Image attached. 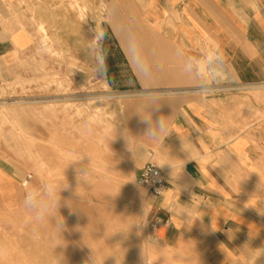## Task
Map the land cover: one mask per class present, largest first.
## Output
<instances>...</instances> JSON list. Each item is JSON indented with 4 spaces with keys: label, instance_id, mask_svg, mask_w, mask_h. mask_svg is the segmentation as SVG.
I'll list each match as a JSON object with an SVG mask.
<instances>
[{
    "label": "crops",
    "instance_id": "obj_1",
    "mask_svg": "<svg viewBox=\"0 0 264 264\" xmlns=\"http://www.w3.org/2000/svg\"><path fill=\"white\" fill-rule=\"evenodd\" d=\"M79 1L100 9L106 86L166 93L129 102L128 109L129 118L152 110L158 120L157 139L136 146L133 176L137 181L149 161L164 171L163 194L147 191L145 203L154 217L170 220L165 241L180 251L193 247L205 264L256 255L264 249V0ZM27 3L0 0V91L22 75L20 63L34 49ZM213 61L227 69L231 83L201 74L200 64ZM14 165L0 154L4 196L17 181Z\"/></svg>",
    "mask_w": 264,
    "mask_h": 264
},
{
    "label": "rangeland",
    "instance_id": "obj_2",
    "mask_svg": "<svg viewBox=\"0 0 264 264\" xmlns=\"http://www.w3.org/2000/svg\"><path fill=\"white\" fill-rule=\"evenodd\" d=\"M45 1L41 6V0H28L24 19L31 25L34 49L20 63L25 73L0 91V154L15 164L17 176L7 196L0 192V264H121L115 259L117 237L109 238L106 229L117 227L112 216H121L125 207L119 203L123 197L116 183L141 206L138 226L145 264H205L193 247H171L165 228L152 227L155 217L143 205L147 189L133 176L136 146L155 140L150 132L158 135V120L152 110L142 111L139 119L129 118L128 103L166 93L111 91L99 63V7L80 5L79 0H63L62 6ZM215 78L231 83L222 76L209 77ZM90 171L91 184L83 179ZM48 181L60 186L56 208H26V194L36 191L37 198H44ZM102 181L108 192L98 197L93 186ZM58 220L63 223L59 232ZM103 234L109 239L100 240ZM158 239L162 246L155 244ZM263 260L264 249L258 248L256 255L243 256L235 264Z\"/></svg>",
    "mask_w": 264,
    "mask_h": 264
},
{
    "label": "bare ground",
    "instance_id": "obj_3",
    "mask_svg": "<svg viewBox=\"0 0 264 264\" xmlns=\"http://www.w3.org/2000/svg\"><path fill=\"white\" fill-rule=\"evenodd\" d=\"M43 25V24H42ZM42 30L44 29L46 31L45 26H41ZM46 36L48 37V34L46 33ZM102 57V56H101ZM101 57L99 54V63L100 65L102 64L101 62ZM104 67V66H103ZM212 71L214 72V76H222L223 79H227V78H232L230 73L227 71V69L219 62H211L209 64V66ZM80 70V69H79ZM87 73V72H86ZM240 89H246V87L244 88H240ZM236 90H239L236 88ZM249 97V96H248ZM102 99V98H101ZM247 100V99H246ZM44 101V100H43ZM94 101V100H93ZM247 106H252V104H250L251 102L247 100ZM130 105V103H129ZM128 105V109L130 108V106ZM253 107V106H252ZM124 118V117H123ZM120 125V124H119ZM125 127V126H124ZM126 131V129H125ZM117 147V146H116ZM103 151V150H102ZM98 152V151H97ZM66 156V155H65ZM102 156V154H101ZM100 156V157H101ZM104 157V155H103ZM111 157V156H110ZM99 158V157H98ZM105 159V158H104ZM112 159V160H111ZM110 161L115 162L118 165H121L122 163L120 161H118V159L114 160V158H110ZM109 168V167H108ZM89 169V168H88ZM110 171V170H109ZM85 175V174H84ZM106 177V176H105ZM98 179V178H97ZM92 180V179H91ZM85 181V180H84ZM92 183V181H91ZM89 182V184H91ZM88 184V185H89ZM93 186V185H92ZM93 193L98 196V197H102L104 195V192H108L107 190V185L106 183L100 182L99 184H95V186H93ZM117 191L122 193V197H123V201L119 202L120 204H124L123 206H125L122 211L120 213L121 216L115 214V216H112V220L115 219L116 223H117V227L114 228H110V227H106V229L108 228V230L110 231V237H112L113 234L116 235L117 240H118V247L116 249L117 251V255L118 257H116V261H120L121 264H145L144 263V258L146 255V248H145V244L140 232V228L138 226V222H139V218H140V214H141V206L138 205V203L129 195V193L127 192V190H125L124 188L122 189V187L120 186L119 183H116L115 185ZM114 187V188H115ZM130 187V186H129ZM119 194V193H118ZM118 196V195H117ZM144 208H146V203L144 201ZM27 218V217H26ZM32 220V219H31ZM25 223V222H24ZM30 223V222H29ZM28 223V224H29ZM33 223V222H32ZM28 226V225H27ZM22 227V226H21ZM21 227H16V229H21ZM17 229V230H18ZM29 230V229H28ZM20 231V230H19ZM24 231V230H23ZM28 232V231H27ZM30 232V230H29ZM31 234V233H30ZM107 235V233H106ZM3 236V235H2ZM20 236V235H19ZM109 236V235H108ZM107 236V237H108ZM6 237V236H5ZM33 237V236H32ZM38 237V236H37ZM104 236V234L100 237V240H107L109 238H107ZM24 238V237H23ZM22 238V239H23ZM35 239V238H34ZM11 241V240H8ZM24 241V240H23ZM4 243V242H3ZM149 243V242H148ZM155 244L162 246L163 240L158 239L157 242H155ZM5 245V244H4ZM150 246V245H149ZM47 249V248H46ZM49 249V248H48ZM153 249V248H152ZM22 250V249H21ZM18 252V251H17ZM37 252V251H36ZM39 252V251H38ZM148 252V251H147ZM7 253V252H6ZM36 254V253H35ZM46 254V253H45ZM51 254V253H50ZM49 254V255H50ZM23 255V254H22ZM114 255V254H113ZM148 255V254H147ZM42 256V255H41ZM52 256V255H51ZM50 256V257H51ZM54 256V255H53ZM56 256V255H55ZM109 256V255H108ZM45 257V256H44ZM107 257V256H105ZM104 258V257H103ZM109 258V257H108ZM102 259V258H101ZM110 259V258H109ZM27 260V259H26ZM103 260V259H102ZM115 261V262H116ZM256 261V260H255ZM264 261V260H263ZM262 261V262H263ZM109 262V261H108ZM114 262V261H113ZM112 262V263H113ZM251 262V261H250ZM258 262V261H257ZM30 263V262H29ZM110 263V262H109ZM252 263V262H251ZM28 264V263H27ZM34 264V263H33ZM106 264V263H105Z\"/></svg>",
    "mask_w": 264,
    "mask_h": 264
},
{
    "label": "clouds",
    "instance_id": "obj_4",
    "mask_svg": "<svg viewBox=\"0 0 264 264\" xmlns=\"http://www.w3.org/2000/svg\"><path fill=\"white\" fill-rule=\"evenodd\" d=\"M210 63V62H209ZM200 72L202 75H206L208 77L214 76V72L210 67H207L204 63L200 64ZM147 119V118H146ZM159 129L160 134L163 135L167 131L166 122L163 118L159 121ZM150 138L157 139L155 134L150 132ZM131 142V141H129ZM93 175V172L90 171L86 173L83 179L87 182L91 183L90 177ZM60 190V186L55 183V181L47 182V191L45 193L44 198H37L36 191L26 194L24 205L28 209H41L43 211H52L56 208L58 204L57 193ZM43 218L41 219V223H43ZM63 228L62 221H57L56 231L59 232Z\"/></svg>",
    "mask_w": 264,
    "mask_h": 264
},
{
    "label": "built area",
    "instance_id": "obj_5",
    "mask_svg": "<svg viewBox=\"0 0 264 264\" xmlns=\"http://www.w3.org/2000/svg\"><path fill=\"white\" fill-rule=\"evenodd\" d=\"M262 87H264V82L261 83ZM240 88H244L240 85H231L229 88L230 90H236ZM224 89V88H221ZM228 90V89H227ZM31 174H29L26 177V180L24 182H29V179L31 178ZM137 182L140 186L144 187L147 189V191L152 194L153 196H159L163 194L165 190V185H166V178L164 171L162 170L161 167H159L155 162L149 161L147 162L144 167L141 169L140 174L137 178ZM24 185V183H23ZM25 184L24 186H26ZM170 224L169 219H163L159 217L154 218V222L152 227L153 228H158V227H166Z\"/></svg>",
    "mask_w": 264,
    "mask_h": 264
}]
</instances>
